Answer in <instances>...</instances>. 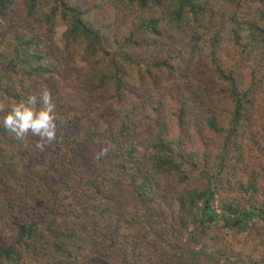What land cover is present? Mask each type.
Masks as SVG:
<instances>
[{
  "label": "trees",
  "instance_id": "trees-1",
  "mask_svg": "<svg viewBox=\"0 0 264 264\" xmlns=\"http://www.w3.org/2000/svg\"><path fill=\"white\" fill-rule=\"evenodd\" d=\"M219 1L231 6L232 10L210 26L204 20L213 22L217 15L212 0H96L89 5H83L81 0H0V30L3 27L7 29L5 22L12 19L19 22V26L8 29L13 34L12 38L0 36V66L14 74L5 86L0 83L4 95L16 97L18 101L27 99L29 95L21 89H25L34 77L55 72L52 67L40 63L43 55L37 51L42 50L43 35L37 23H48L54 28L57 18H60L66 24L65 37L80 48L79 54L86 63L78 67L77 77L85 85L98 89V93L112 88L111 98L116 105L108 111L112 120L117 121L104 137L99 138L96 154L98 164L102 166L99 173L85 174L78 163L79 172L67 183L68 187H54L44 200L39 199L40 202L38 196L32 199L25 192L16 195L15 183H8L6 174L0 171L4 216L10 222L12 220L16 230L14 241H9L7 228L10 222L5 225L6 229L2 228L0 264H33L24 261L26 251H31L38 259L34 264H64L45 255L59 251L67 255L68 264H95L97 258L92 257L91 251L85 256V250L88 251L85 245H92L89 241L101 233L98 225L104 218L118 219L113 217L115 204L110 201L113 195H108L114 187L108 172L127 180V187H124L129 196L138 198L137 203L142 205V210L137 213L149 226V233L144 236L148 240L158 238L159 248L165 249L167 260H185L186 264H216L217 261L220 264H264V236L256 224L249 225L253 217H259L264 223V0ZM41 4L44 9H40ZM107 7L112 10L108 20L95 25L90 16ZM239 10L245 15L254 12L256 17L251 20L240 16ZM166 28L179 35L184 34L185 38L177 49L168 51L163 57H148L146 72L138 69L134 74L136 65H140L139 60L144 57L140 50L159 47ZM222 49L234 61L226 69L218 60ZM190 52L209 58L207 75L216 77V89L212 94L221 110L219 113L210 112L203 123L209 130L212 143H218L215 148L206 147L204 152L187 150L181 139L170 137L175 119L181 129L191 124L195 110L192 99L194 102L197 98L202 102L207 100L199 92L203 82H197V86L189 89V94L179 93L169 100L159 91L160 84L164 85L159 77L161 71L173 72L176 60L185 61ZM20 73L24 74L19 76L21 89L18 90L14 87L17 84L14 77ZM188 79L185 76V80ZM153 84L159 92H153L151 98L136 88ZM67 93L72 98L60 100L55 97L57 115L61 119L76 114V111L93 109L89 100L79 92L70 89ZM128 95L129 101L125 99ZM137 96H142V102ZM172 100L178 103L177 108L169 105ZM143 103L148 105L147 112L142 108ZM6 113L7 110H0V121ZM136 126L143 128L137 141L130 137L131 128ZM2 130L7 129L1 121L0 133ZM90 130L93 131L92 128ZM11 134L14 145L3 162L6 165L15 162L14 150L25 157L32 152L30 146L36 144L30 134L23 141ZM61 137L57 133L62 142ZM70 140L75 143L77 139ZM120 140L126 144H121ZM176 148L179 149V159L173 156ZM255 149L259 150L258 154H247ZM251 160L246 181L227 171L228 166L237 161V168L241 169L242 162ZM108 167L111 169L107 170ZM28 171L32 178L42 172L32 164L28 165ZM164 176L177 190L165 206L167 221L157 217L155 179ZM223 185H227L228 190L225 198L221 195ZM215 200L217 209L213 205ZM43 209L62 216H39ZM121 209L127 212L118 223H113L105 237L107 246L116 250L120 247L135 249L141 242L136 210L125 204ZM57 221L66 222L65 233L60 232L62 227ZM187 230H191L193 241L201 248L193 249L181 244L179 238ZM210 232H222L223 236H230L250 250L237 251L234 246L224 244L219 254L213 256L209 242L198 237ZM43 235L47 238L45 242L41 241V249L38 240ZM93 242L97 244L96 240ZM21 247L24 250L19 249ZM143 254L133 251L125 263L138 264L137 258Z\"/></svg>",
  "mask_w": 264,
  "mask_h": 264
},
{
  "label": "rangeland",
  "instance_id": "rangeland-1",
  "mask_svg": "<svg viewBox=\"0 0 264 264\" xmlns=\"http://www.w3.org/2000/svg\"><path fill=\"white\" fill-rule=\"evenodd\" d=\"M95 1L96 0H81L83 5H89L91 3H94ZM211 4L216 10L217 15L213 19V22H208L207 20L204 21L205 23H208V25L213 26L216 21L222 19V16H224L226 13H229L232 10V7L227 4H224L219 0H212ZM40 9H44V6L42 5ZM111 13V8L107 7L102 10H96L90 17L94 20L95 25H100L104 21L108 20ZM238 13L240 16L243 15L251 20L256 17V14L254 12H251L250 14L247 13L245 15L241 10H239ZM5 24L8 25V28L6 29L3 27L2 30H0V36H2V38H5L4 36H11L12 38L13 34L9 32L8 29L11 27L19 26V22L15 19H12L9 22H5ZM37 25L39 31L43 35L42 43L40 45V47H42V50L37 51L38 53H41L43 55V59L40 63L47 67H52L55 72H46L42 76L34 77L35 79H32L33 81L28 83L25 89H21V83L19 81L21 80V77L19 76L24 73H20L17 77H14L17 80V87L14 86L15 89L24 90V94H35L37 96H39L43 90L47 89L51 92L52 97L54 96V101L56 96L60 100L63 98L65 100L68 98H72V96L67 93V90L73 89L74 91L79 92L82 97H85L87 101L89 100L90 105H93V109H91L90 111H76V114H72L70 116L68 115L67 117L62 118L60 122H57L59 126L58 135H62V142L59 140V138H57L56 141L53 144L49 145L47 149L43 152L36 147V144L31 145L33 146V148L30 146L32 152H30V154L26 155L25 157L22 156L21 153H18V150L16 151V153L14 150L13 155L15 156L16 160L13 164H3L6 155L8 156V153H11L12 151V145H14L12 142H14V139L11 137L13 135L11 134V132H8L9 130L1 131V173L4 175L6 174L5 177L8 183H15L16 188H14V193L16 195H21L23 192H25L28 193V197L35 199V197L38 196V201L39 199L41 201L46 198L47 192H49L54 187H68L67 183L72 180L74 176H76L77 172H79V165L77 166L78 163L81 165L80 170H83L85 174L99 173L102 168V166L100 167V165L98 164L96 158V154L98 153L97 148L100 146L99 138L104 137L107 131L111 130L112 126L117 121L112 120L110 112L108 111L109 108L114 107L116 105L115 101L111 98V95L113 93L112 88L108 90L109 92L103 90L98 93V89H94L89 85H85V82H82L80 78L77 77L78 67L84 66L86 63L83 57L79 54L80 48L76 46L74 42L72 43V41H68L65 37L66 24L63 23L60 18H57L56 25L54 26V28H51L48 23H37ZM165 32V36L161 38L160 45L157 48L155 47L156 49L149 48L147 50H140L139 48V50L144 54V57L139 60L140 65H136V69L133 71L134 74L138 72V69H141L140 72H146V66L149 62L148 57H153L154 59L163 57L168 51H173L177 49L179 42L182 41L183 38H185L184 34L179 35L173 29L170 28H166ZM1 49L2 47L0 46V50ZM208 60L209 58L207 56H202L200 54L190 52L186 56L185 61L176 60V69L173 72H168V70H162L159 75V77H161L164 81V85L160 84L161 90L159 91L162 95L164 94L168 100L171 99L172 96L174 97V95L179 96V93L189 94V89L194 86H197V82H203L202 87L199 88L200 86H198L197 88H199V92H201L207 100L202 102L200 98H197V102H194L195 100L192 99V103L195 104V110H193L194 116L190 122L191 124L189 125V127L181 129L178 125L177 119H175L173 121V126L170 128V137L181 139L184 142V147H186L187 150H200L201 152H204L206 150V147L213 146L212 148H215L218 146V143L215 145L214 143H212L213 141H211L210 134L208 133L209 130L207 129V126L203 124L205 123L206 117L207 115H209L210 112H221L220 108L215 104L214 101L216 100V98L212 94V90L216 89V77L214 78V75L212 74L207 75V70H209L210 67L208 64ZM218 60L220 61L221 65L223 64V67L225 69L227 66L229 67V65L234 62L233 60H230L228 58L226 50L223 49L219 53ZM57 74L59 75V77ZM12 75L14 74H12L9 70L1 68L0 66L1 85L5 86V84L10 80V78H12ZM185 76H188L191 80H185ZM124 78L125 80H128L127 77ZM136 88H139L146 95H148V98H151L153 96V92H159L158 90H155L156 84L145 86L143 88L136 86ZM140 97L142 98V96H137L139 101L142 102ZM261 97L262 96L260 94L259 98L261 99ZM125 99L128 101L131 100L129 95L126 96ZM18 102L20 101H18L16 97L11 98L9 96H5L2 90L0 89V110L4 109L10 111L12 105ZM169 105L173 108L178 107V103L174 102L173 100ZM147 106L148 105L145 106L144 103L142 104V108L145 112H147L148 110ZM100 111H102L103 114H100ZM114 118L116 119V117ZM102 126L104 128H102ZM91 128L93 129L92 132L90 130ZM141 129L143 128H139L138 126L132 127V133L130 134V137L134 138V140L137 141L140 138V135H142ZM31 138L35 142H37L38 137L31 136ZM74 138L77 139L76 142L71 143L70 139ZM248 141L249 140H247V142ZM123 142L125 141L120 140L121 144H126ZM141 143L144 144V142L142 141ZM258 153V149H255L254 152H247V154L252 156ZM173 156H175V158L177 159L180 158L178 148H176V151L173 152ZM251 162L252 160L248 162H242L241 169H238L237 161L232 165L228 166L227 171H229L230 174L233 172L234 177H239L240 179L246 181V179L249 177L248 172L251 167ZM29 164H32L34 167H38L42 170V172L40 171V174L37 177H30L28 171ZM110 169L111 167L107 168V170ZM107 176L110 178V181H112L114 184V187L108 191V195H113L110 200L111 202H113V204H115L113 217H116L118 219H103L100 225H98L102 229L101 233H97V237L92 238V240L89 241V243H91L92 245L88 246V243L85 245V248L88 249V251L85 250L84 252L85 256L87 257L91 251L92 257H94V259L95 257L97 258V262L95 264H126L125 260L127 257H129V254H131V252L141 251L145 254L137 258V260L140 261L138 264H169V262L174 264H186L185 260H167L165 258V249L159 248L160 243L158 238L154 237L148 240L144 236V234L149 233V226L141 218L140 214H138L139 212L141 213L142 210V205L137 203L138 198L134 195L129 196L128 191H126L125 187L127 186L125 185V182H127V180H125L124 178L123 179L125 181L121 180L115 173L109 174L108 172ZM83 177L84 176H82V179ZM99 179H101L100 176ZM155 187L157 190L156 201L158 203L157 217L162 218L164 221H167L168 218L165 217V206L168 205L171 198H173L177 193L176 187L171 181L168 180L167 176H164L162 179L156 178ZM117 190L119 191V194L115 193V191ZM125 192L127 193L125 194ZM162 195L165 196L160 197ZM221 195L223 196V198L228 195L227 185H223L221 189ZM215 201L213 202V205L215 209H217L216 205L218 202ZM123 204L129 206L131 205L134 210H136L137 225L140 229L138 235H140L139 239L141 242L139 243V246L135 249L129 248V250L128 248L124 249L123 247H120L118 248V250H116L113 247L107 246L105 237L109 235L110 230L113 227V223H118L122 219L124 214H126L127 212L126 208V210L124 209L122 211L121 208ZM4 206V203L0 199V235H2L3 230L6 229L5 225H8L10 222V220H8V218L6 219V217L4 216ZM33 215L35 216L36 214L34 213ZM39 216L61 217L62 215L58 213H50L49 210L43 209ZM113 219L114 221L111 222ZM11 222L10 226L7 228L10 234V237H7V240L14 241L16 230H14V225ZM250 223L256 224L255 226L260 228L262 236H264V223L262 222V220L259 219V217H253L250 220L249 225ZM58 224L62 227V229H60V232L65 233V228H67L66 222L61 221ZM190 231L191 230H187L180 236L179 240L181 244L184 247H191L193 249L201 248L200 244L193 241V238L191 237L193 233H191ZM93 234L94 236L96 235L95 229ZM223 235L224 234L222 232H210L206 234H200L198 237L209 242L210 247L212 248L211 254L213 256H217L219 254V249L224 244L234 246L235 250L237 251L240 250L242 252H247L248 250H250V247H246L243 244L236 243L234 240H232L230 236ZM46 238L47 236L43 235L42 238L38 240V242L40 243L39 248L42 249L43 243H41V241L45 242ZM93 240L97 241L96 245ZM46 245L47 243H44V246ZM19 249L24 250L23 247ZM44 252L47 251L44 250ZM31 253V251L25 252V257H27L24 261H28L34 264V262L38 259H35L33 253ZM54 254L48 253L45 255L51 256L52 259H59V262L64 264H68L67 262H70V260L67 259V255L64 253V251L55 252ZM42 259L43 257L41 256V260ZM216 264H220V262L217 261Z\"/></svg>",
  "mask_w": 264,
  "mask_h": 264
},
{
  "label": "clouds",
  "instance_id": "clouds-1",
  "mask_svg": "<svg viewBox=\"0 0 264 264\" xmlns=\"http://www.w3.org/2000/svg\"><path fill=\"white\" fill-rule=\"evenodd\" d=\"M57 107L51 92L45 89L39 96L31 94L12 105L3 117L2 126L21 141L29 134L38 137L36 147L43 152L57 139V121L61 119L57 115Z\"/></svg>",
  "mask_w": 264,
  "mask_h": 264
}]
</instances>
